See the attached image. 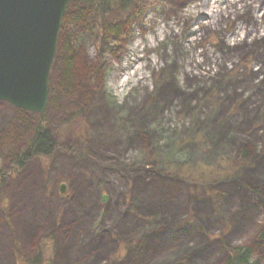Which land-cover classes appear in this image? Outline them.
I'll list each match as a JSON object with an SVG mask.
<instances>
[{
    "label": "rangeland",
    "instance_id": "1",
    "mask_svg": "<svg viewBox=\"0 0 264 264\" xmlns=\"http://www.w3.org/2000/svg\"><path fill=\"white\" fill-rule=\"evenodd\" d=\"M238 1L148 0L107 16L114 32L97 40L91 15L70 5L40 120L52 154L18 167L31 131L0 141V264H223L238 247L264 264V23L253 29L238 13L205 31L206 19L177 11L200 3L218 15L228 2L243 11ZM251 2L246 14L260 13L261 0ZM77 12L85 19L73 24ZM235 29L247 44L224 48ZM172 32L177 44L198 39L189 85L174 79L186 54ZM156 35L176 53L171 63L158 47V64L171 65L153 72L145 66L156 54L141 47ZM16 115L0 103L1 140Z\"/></svg>",
    "mask_w": 264,
    "mask_h": 264
},
{
    "label": "water",
    "instance_id": "2",
    "mask_svg": "<svg viewBox=\"0 0 264 264\" xmlns=\"http://www.w3.org/2000/svg\"><path fill=\"white\" fill-rule=\"evenodd\" d=\"M73 1L0 0V103L43 115L58 33Z\"/></svg>",
    "mask_w": 264,
    "mask_h": 264
},
{
    "label": "trees",
    "instance_id": "3",
    "mask_svg": "<svg viewBox=\"0 0 264 264\" xmlns=\"http://www.w3.org/2000/svg\"><path fill=\"white\" fill-rule=\"evenodd\" d=\"M78 2L82 5V7L85 9L86 13H89L91 17L93 18V23L98 29V33L95 36V40L98 38H107V35L109 36L110 33H113V28L109 26V24H106V17L115 14H128L133 8H138L139 12L141 9L145 8L148 5V0H75L71 2L67 8L64 15V18L62 20V25L64 22H66L67 16H68V10L72 3ZM85 13L83 12H77L76 17L73 19V24L84 22L85 19ZM61 29V28H60ZM111 36L114 38L116 37L115 34H111ZM100 52V50H99ZM69 59V58H68ZM66 60L65 62V75L63 78V83L65 85L66 90H70V80L69 77L72 75L71 71V62L69 60ZM63 85V86H64ZM47 107V106H46ZM38 119V125L33 126V120H32V114L18 111L17 115L15 117V122L10 127V130L7 132V136L5 138H0V141H4L9 136H15L22 134L21 132H27L31 131V136L27 140V145L24 149H20L17 154V158L12 162V165H17L18 167H21L25 161H28L35 157H49L54 148L55 143L51 136V134L48 131H45L43 128H41L40 120L42 119V116H37ZM10 139V138H9ZM12 147V146H11ZM249 154L246 150H241L237 158L240 161H244L248 158ZM262 203V211H263V226L262 230L259 233L258 237L260 240L264 239V195L259 197ZM39 250H41V246L39 247ZM28 264H40V257L36 256L32 260L28 261ZM223 264H259L258 262L254 261L252 259V251L248 247H238L235 249H230L228 251L227 257L225 258Z\"/></svg>",
    "mask_w": 264,
    "mask_h": 264
},
{
    "label": "bare ground",
    "instance_id": "4",
    "mask_svg": "<svg viewBox=\"0 0 264 264\" xmlns=\"http://www.w3.org/2000/svg\"><path fill=\"white\" fill-rule=\"evenodd\" d=\"M236 2H233V3L232 2L231 3L228 2V5L230 6V8L227 10L228 12L223 11V13H220L218 15H216V13H217L216 10L217 9L214 8L213 10H211V9H209L207 7L206 10H205V9H203V7L200 8V6H199V5H201L200 3L196 4L194 10L189 11V9H188V11H187L186 9L182 10L181 8H179V10H177V11H181L180 13L182 15L184 14L186 16L185 17L186 20L190 19V18H188V16H191L189 14L190 12H193L194 13L193 16L196 19H198V20H200L202 18L206 19V21H203V22H201V24L198 25L199 30H201V29L205 30V31H213V30H216V29L220 30L222 28V25H220L221 22H223L225 20H228L227 18H229V17L231 18L232 15L235 16L234 19H237L238 13L241 16H246V21L247 22L249 21V22H252V24H254L253 26H255V27L253 29H256L258 27H260V28L263 27V23H264V0H261V2H260L261 5L259 7V10H260V13H258L259 16H258V14H250V15L246 14L245 9L249 8V7H247L248 4L252 5L251 0H239L238 1V3L241 2L240 4L244 5L243 6V9H244L243 11H241L242 9L240 10V8L239 9L237 8L238 6H236L237 5ZM220 12H222V11H220ZM207 21H209V22L207 24H205V22H207ZM198 28H195V29H197V31H199ZM236 29H238V28H236ZM236 29L233 30V32H232V34H233V38L232 39H234V40L228 42L229 44L226 41V44H225L224 48H226V49L238 48L239 46H243L244 44H247L246 40L242 41V40H237L236 39V38L239 37V34H237L238 30H236ZM197 31H194V32L192 31L193 35H195ZM161 35H156V37H154L152 40L145 39L144 48L141 47V49H147V50H150V51H154L155 54H156V55H154L155 57L152 59V61L150 59H147V64L145 66L149 70L152 69L153 72H154V68L155 67L158 68V69L161 68L160 70H162V69L166 70L165 67L167 66L169 61L167 62V60H166L167 63L165 62L163 64H158V63H160L159 60L163 59L162 56H164V55L166 57L165 59H167V58L169 59L172 55H175V53H176V52H174L172 50V48L167 49V47L166 48L164 47V41L160 40V37H162ZM163 35H164V33H163ZM196 37L195 38H191V39L187 38L186 45L182 44V42H179V44H177L178 43V42L176 43L177 34L175 35L173 32L170 33V36L168 37L169 40H171L170 42L173 45H175L174 49H176V47L179 45L180 47H183L184 50H185L183 53H185L186 55L183 56L184 61L182 59L181 66L179 67V74L178 73H177V75L174 74V79L177 80V78H180L178 81H180L181 84L189 85L190 84L189 82H192L195 79L194 78L195 75L194 76L192 75L194 73L192 65H194L196 63V60L194 58H195V56L197 57V55L195 53V50H194L196 45H197V43H198L197 42L198 39ZM261 39H262V35L253 38V42L256 43V41H261ZM153 43H156V44H153ZM160 46H162L163 49L165 50L163 52L162 56H160V53H162V51L158 50V47H160ZM180 47L178 49H181ZM138 49L139 48H137V50ZM170 50H172V51H170ZM173 57L174 56H172L170 58V62L171 63H172ZM165 59H163V60H165ZM186 59H189V60H186ZM171 63H169V65H171ZM189 63L191 64V66L188 65ZM197 64L199 65V63H197ZM142 79L143 80L146 79V81H147L149 78H148V76L142 74L141 80ZM177 86H178V84H177Z\"/></svg>",
    "mask_w": 264,
    "mask_h": 264
},
{
    "label": "flooded vegetation",
    "instance_id": "5",
    "mask_svg": "<svg viewBox=\"0 0 264 264\" xmlns=\"http://www.w3.org/2000/svg\"><path fill=\"white\" fill-rule=\"evenodd\" d=\"M30 114V113H29ZM3 176L4 175H0V181H2L3 180ZM63 189H64V187H63ZM60 191H61V189H60ZM63 192V191H62Z\"/></svg>",
    "mask_w": 264,
    "mask_h": 264
}]
</instances>
